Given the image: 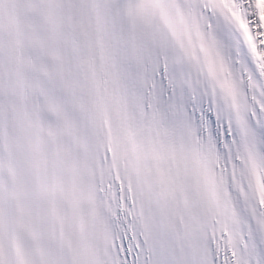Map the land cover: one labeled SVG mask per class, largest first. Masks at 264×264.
Listing matches in <instances>:
<instances>
[{"label":"snow or ice","instance_id":"snow-or-ice-1","mask_svg":"<svg viewBox=\"0 0 264 264\" xmlns=\"http://www.w3.org/2000/svg\"><path fill=\"white\" fill-rule=\"evenodd\" d=\"M0 264H264V0H0Z\"/></svg>","mask_w":264,"mask_h":264}]
</instances>
